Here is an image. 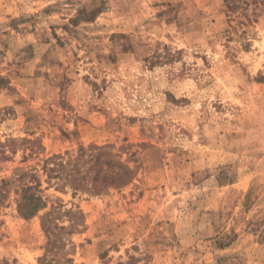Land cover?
I'll return each instance as SVG.
<instances>
[{"label":"rangeland","instance_id":"374dc122","mask_svg":"<svg viewBox=\"0 0 264 264\" xmlns=\"http://www.w3.org/2000/svg\"><path fill=\"white\" fill-rule=\"evenodd\" d=\"M0 264H264V0H0Z\"/></svg>","mask_w":264,"mask_h":264},{"label":"trees","instance_id":"16d2710c","mask_svg":"<svg viewBox=\"0 0 264 264\" xmlns=\"http://www.w3.org/2000/svg\"><path fill=\"white\" fill-rule=\"evenodd\" d=\"M98 163L99 159L96 160V164ZM105 164L106 168L104 170L101 169V171L104 173L103 178L108 181L107 186L124 185L132 178V171L126 165L119 163L118 168H115L108 161ZM114 164L116 163L114 162ZM27 176V174H24L18 179V189L16 190V194L18 195L17 203L20 214L25 218H32L44 207V200L41 195V185L37 180L38 178L32 175L29 182H23ZM9 183L11 182L8 180H2L1 188L9 185ZM34 183L35 185H32Z\"/></svg>","mask_w":264,"mask_h":264}]
</instances>
